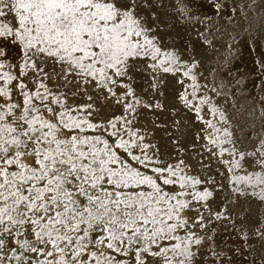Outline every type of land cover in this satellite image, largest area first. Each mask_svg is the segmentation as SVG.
Returning a JSON list of instances; mask_svg holds the SVG:
<instances>
[{
  "label": "snow or ice",
  "instance_id": "snow-or-ice-1",
  "mask_svg": "<svg viewBox=\"0 0 264 264\" xmlns=\"http://www.w3.org/2000/svg\"><path fill=\"white\" fill-rule=\"evenodd\" d=\"M159 3L0 0V264H231L216 242L221 221L241 246L264 248V223L213 208L222 185L188 174L139 126L138 109L163 105L144 100L136 74L148 75L153 94L161 73L175 76L202 151L231 173L233 200L264 202V97L240 116L228 86L204 76L195 55L162 49ZM209 4L221 15L220 0ZM238 7L250 22L264 0ZM180 11L205 26L197 36L214 48L211 17ZM113 107L119 114H102ZM179 140L170 141L176 157Z\"/></svg>",
  "mask_w": 264,
  "mask_h": 264
},
{
  "label": "rangeland",
  "instance_id": "rangeland-1",
  "mask_svg": "<svg viewBox=\"0 0 264 264\" xmlns=\"http://www.w3.org/2000/svg\"><path fill=\"white\" fill-rule=\"evenodd\" d=\"M220 2L223 5L221 15H216L209 0H160L153 9L161 22L156 34L161 41L162 49L179 52L181 58L185 60L195 55L196 59L201 61L199 71L203 72L204 76H208L211 72L213 76L210 79H215L216 83L224 81L228 86L225 91L233 96L236 108L244 109L238 115L246 117L247 111L264 97V73L258 70V63L264 62V31L260 28V25L264 24V8L249 11L250 22H245L238 7L240 0H220ZM181 7H187L200 19L205 15L211 17L206 24L210 28L207 34L209 36L215 34L214 48H207L201 43L202 38L197 36V32L203 31L205 26L201 24L194 26L188 17L183 16ZM229 17L231 22H228ZM233 52L236 54L234 58L231 57ZM238 64H241L242 68L244 66L247 76L240 74L241 71L236 66ZM159 78L160 87L156 89V94H153L151 91H144L151 82L148 75L137 73L135 76L134 86L144 100L159 101L163 105L162 108L151 110L138 109L139 126L147 129L149 138L156 142L165 157L168 153H173L175 159L182 158L189 166L188 174L202 180L211 175L217 185H222V187L216 186L214 200L209 201L213 208L219 210L223 205L234 216H243L252 227L264 223V202L250 194L237 196L233 200L232 185L228 179L231 173L225 170L222 160L217 161L214 158L209 160L206 152L202 151L200 142L196 140L200 124L194 122L192 116L185 113L176 100L179 88L175 83L176 77L161 73ZM111 112L119 114V108L113 107L111 111L102 114L110 115ZM174 120L180 121L179 131L173 124ZM177 136L180 137L179 144L183 149L178 157L175 156L173 145L170 143ZM202 157V164L207 167L198 163ZM207 186L202 184L196 190H202ZM259 190L256 189L257 192ZM251 191L252 189H248L249 193ZM216 242L218 250H224L225 259L230 258L231 264H261L264 257V248L256 241L241 246L242 242L225 221L220 222ZM233 249L239 251L234 252Z\"/></svg>",
  "mask_w": 264,
  "mask_h": 264
},
{
  "label": "bare ground",
  "instance_id": "bare-ground-1",
  "mask_svg": "<svg viewBox=\"0 0 264 264\" xmlns=\"http://www.w3.org/2000/svg\"><path fill=\"white\" fill-rule=\"evenodd\" d=\"M231 54H232V53H231ZM231 57H232V58L236 57L235 52H233V54H232ZM230 61H231V60H230ZM235 61H236V60H235ZM229 63H230V62H229ZM232 63H233V62H232ZM235 63H236V62H235ZM229 65H230V64H229ZM231 65H232V64H231ZM225 66L228 67V65H225ZM232 66H233V65H232ZM232 66H230V67H232ZM236 66H237V68L241 71L240 74H242L243 76H247V75H246L247 72L245 73V71H244V69H245L244 66H243L244 69L242 68L241 64H238V65H236ZM228 68H229V67H228ZM233 69H234V66H233ZM225 70H227V69L225 68ZM231 70H232V69H231ZM236 70H237V69H236ZM246 70H247V69H246ZM248 70H249V69H248ZM233 71H234V70H233ZM248 72H249V71H248ZM250 72H252V71H250ZM238 73H239V72H238ZM255 76H256V75H255ZM250 77H251V76H250ZM253 78H254V77H253ZM248 79H249V78H248ZM256 79H257V78H256ZM256 79H255V80H256Z\"/></svg>",
  "mask_w": 264,
  "mask_h": 264
}]
</instances>
